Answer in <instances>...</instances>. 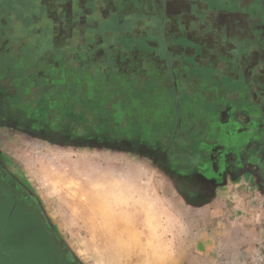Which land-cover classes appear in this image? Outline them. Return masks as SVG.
<instances>
[{"label":"rangeland","instance_id":"rangeland-1","mask_svg":"<svg viewBox=\"0 0 264 264\" xmlns=\"http://www.w3.org/2000/svg\"><path fill=\"white\" fill-rule=\"evenodd\" d=\"M14 2L0 0V31L4 38L19 37L17 47H36L38 59L44 47L58 66L85 65L81 74L89 76L100 69L111 82L139 54L141 67L128 72L135 101L154 98L159 73L153 64L171 66L174 59L191 61L201 54L200 40L190 39L187 29L171 37L172 53L167 29H151L140 0ZM69 4L72 23L88 29L85 40L78 38L80 29H56ZM188 47L197 54L186 56ZM100 54L103 64L94 59ZM180 74L170 68L171 80ZM110 94L109 87L102 91L104 101ZM88 118L73 116L86 124L88 136L78 138L51 134L17 112L0 114V264H180L171 238L186 235L189 215L166 188L167 176L158 173L162 166L147 158L160 151L136 143L116 147L104 120Z\"/></svg>","mask_w":264,"mask_h":264},{"label":"crops","instance_id":"crops-1","mask_svg":"<svg viewBox=\"0 0 264 264\" xmlns=\"http://www.w3.org/2000/svg\"><path fill=\"white\" fill-rule=\"evenodd\" d=\"M141 1L145 7L140 13L145 16L152 15L158 6L169 35V18L175 17L171 12L178 0ZM243 1L196 0L206 13L205 29H194L196 38L204 43L212 38L210 26L215 16L224 14L235 20L249 11L253 22L261 19L254 23L252 32L264 38V7L255 0L241 5ZM96 4L103 7V2ZM101 11L108 16L106 10ZM168 48L176 54L171 43ZM185 53L191 57L197 51L188 47ZM138 55L125 69L127 85L128 72L141 67ZM208 61L200 54L191 61L174 59L171 66L167 61L156 62L153 71L159 73V82L153 100L143 97V102H133L176 115L168 120L174 132L162 136V143L150 146L160 154L147 157L162 166L158 173L164 179L167 176L166 188L188 210V232L171 238L173 258L180 259V264H264V116L236 102V95L228 92L230 86L207 71ZM170 68L180 71L181 76L171 80ZM131 94L130 90L128 97L133 100ZM192 137L203 141L196 143Z\"/></svg>","mask_w":264,"mask_h":264},{"label":"flooded vegetation","instance_id":"flooded-vegetation-1","mask_svg":"<svg viewBox=\"0 0 264 264\" xmlns=\"http://www.w3.org/2000/svg\"><path fill=\"white\" fill-rule=\"evenodd\" d=\"M244 1L241 5L248 6L254 0ZM255 1L264 7V0ZM54 4L50 3V5ZM175 4L171 12V16L175 15V17H170L168 23L171 29L167 35L168 44L172 36L181 33L180 29H187L190 39L198 36L194 29H205L206 13L199 9L196 0L186 2L178 0ZM78 5L85 7L84 2ZM223 6L228 8L229 3H223ZM51 11L55 13L52 7ZM65 11L67 16L63 18V23H56V29L58 31L65 29L64 34L73 29H80L82 33L78 38L85 40L88 29L84 25L72 23V4L65 7ZM251 15L249 11L235 20L234 18L229 20L224 14L222 17L215 16L213 20L211 19L210 26L213 30L212 38L208 37L205 43L200 38L199 40L201 55L209 60L210 66L207 71L214 78L223 79L224 85L230 86L228 92L236 95V102L241 101L242 104L259 111L264 116V38H258L256 33L252 32L254 23H259L261 19L257 18L253 22ZM147 17L151 29L165 28L167 25L158 6L157 11L155 9L152 15ZM262 17L264 21V14ZM140 23L144 24V22ZM89 25L98 27V24ZM18 38L15 39L13 35L4 38L0 31V114L6 111L17 112L25 116L27 122L37 123L51 134L71 135L78 138L86 137L87 133L84 132L86 124L83 121H73L74 115L93 120L100 117L107 124L109 138L114 145H117L116 147H120L121 143L134 144L138 141L147 146L156 142L160 144L162 136L174 132L168 120L176 115L159 113L133 104L134 100L128 97L130 90L126 83L125 68L122 67L118 75H111V82L106 81L100 69L91 76L82 75L81 71L85 69V65L58 66L56 55L44 47L41 48L46 51L38 59L35 56L36 47L26 50L22 46L14 45ZM83 43L85 44L86 41ZM43 57L48 58L43 62ZM94 59H99V64H103L105 57L100 54ZM84 61L90 60L85 57ZM133 63L135 66L136 62ZM76 67L81 70L77 71ZM109 72L111 73L112 70L109 69ZM108 87L111 94L104 101L102 91H107ZM73 98L77 99V102ZM81 128L84 129L83 132H75ZM94 128H96L95 124L87 126L89 132L94 131ZM192 139L196 143L203 141L194 140L193 137Z\"/></svg>","mask_w":264,"mask_h":264}]
</instances>
